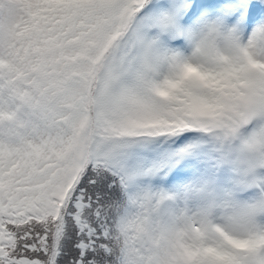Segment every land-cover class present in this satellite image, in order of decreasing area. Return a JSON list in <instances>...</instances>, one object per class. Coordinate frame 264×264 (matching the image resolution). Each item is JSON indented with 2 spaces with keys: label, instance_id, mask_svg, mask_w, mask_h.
Segmentation results:
<instances>
[{
  "label": "snow or ice",
  "instance_id": "obj_1",
  "mask_svg": "<svg viewBox=\"0 0 264 264\" xmlns=\"http://www.w3.org/2000/svg\"><path fill=\"white\" fill-rule=\"evenodd\" d=\"M0 264H264V0H0Z\"/></svg>",
  "mask_w": 264,
  "mask_h": 264
}]
</instances>
